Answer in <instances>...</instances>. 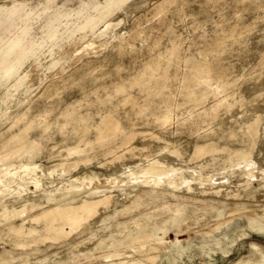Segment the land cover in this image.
Masks as SVG:
<instances>
[{
  "label": "rangeland",
  "instance_id": "obj_1",
  "mask_svg": "<svg viewBox=\"0 0 264 264\" xmlns=\"http://www.w3.org/2000/svg\"><path fill=\"white\" fill-rule=\"evenodd\" d=\"M105 115L117 128L99 129ZM2 142L33 152L43 189L0 204V264H162V251L168 264H261L264 0H0ZM151 157L177 169L124 171ZM73 177L68 198L110 196L62 233L40 210Z\"/></svg>",
  "mask_w": 264,
  "mask_h": 264
},
{
  "label": "bare ground",
  "instance_id": "obj_2",
  "mask_svg": "<svg viewBox=\"0 0 264 264\" xmlns=\"http://www.w3.org/2000/svg\"><path fill=\"white\" fill-rule=\"evenodd\" d=\"M110 24L111 22H108L107 26ZM117 125H118L117 120L114 117H112L111 115H105L101 119V126L99 127V129L101 128L102 130V129L117 128ZM30 142H31L30 145V149H31L33 147V144L35 143V140L30 139ZM23 145L25 144L22 143L20 146L12 149L10 147H7L5 142H2V145L0 146V148L3 147L5 149L4 153L0 155V195L3 194V196H1L2 199L0 201V204L3 208L7 207V203L5 201V198L7 196L12 197V200L15 201L24 200V196L22 192L25 189H27L29 183L34 186V189H43L42 180L35 171V169L39 165L31 160V156H33V152H30L29 149L28 150L29 157L26 160H22V156L24 152L21 153L20 149ZM13 154H16L17 156L16 160L9 158ZM126 167L124 171H128L129 175L132 176H140V175L148 176L155 174L157 176H160L161 174L166 172H175V170L177 169L173 165H168L159 157L147 158L146 161L144 162H135L133 165H127ZM83 177L87 179L86 180L87 183L91 182V180L93 179V176H83ZM62 186L63 187H60L62 188V190L59 195L53 196L50 190L49 191L44 190V192L47 193L46 198L48 200H53V204L50 205L49 207L42 208V210H40L41 215H48L55 213L56 216L54 217V220H56V222H53L52 224L50 223V225L48 226L62 233H66V231L65 232L63 231L62 225L59 223V221L60 222L61 221L64 222L67 220H73L75 222L80 221L81 213L84 212L88 213L91 211L94 212L96 210L97 205L104 200H108L110 196V194L105 193L102 189L95 187L80 195L78 200L75 199L74 197L68 198L67 196H69L71 192L79 190L81 186L80 183H76V177L75 178L73 177L71 179L69 178L68 181L64 183ZM58 188L59 187H56L54 189L57 190ZM168 209L171 212H178L180 210L178 206L176 207L168 206ZM166 221H168L172 225L176 221V219L171 216ZM11 227L15 228L16 226L11 225ZM244 227H245L244 221L236 222L232 226L224 227L225 230H228L230 232V237L226 235L227 237L225 236V239L219 240V242H212V243L210 242L208 248L203 251L204 252L203 254H207L209 260H217L216 258L217 255H214L215 253H219L220 255L228 254L231 251L233 244L235 243V240L246 233ZM238 228L240 229V231L237 232L236 230ZM250 228L264 232V222H260V224L251 225ZM158 230H160V228L157 227V231ZM163 232H168V230ZM160 241L161 243L167 242L164 239H160ZM190 241L194 242V238H191ZM200 247L205 248L207 247V245L201 242ZM250 247L251 249L257 250L259 252L258 261H260L261 264H264V248H260L259 245H257L254 242L250 243ZM157 256L159 257V261H161L162 264H168L169 257L165 255L163 251L160 252ZM116 263L135 264L137 262L135 259L129 260V258L127 259L124 257L116 261ZM235 264H239V263H235Z\"/></svg>",
  "mask_w": 264,
  "mask_h": 264
}]
</instances>
